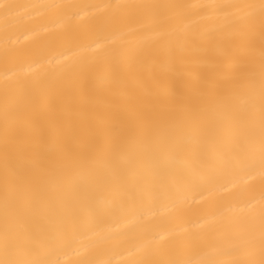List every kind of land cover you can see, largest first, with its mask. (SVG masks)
Returning a JSON list of instances; mask_svg holds the SVG:
<instances>
[{
    "label": "snow or ice",
    "instance_id": "obj_1",
    "mask_svg": "<svg viewBox=\"0 0 264 264\" xmlns=\"http://www.w3.org/2000/svg\"><path fill=\"white\" fill-rule=\"evenodd\" d=\"M22 7L60 6L0 0L6 27ZM114 7L137 18L127 35L142 43L4 85L0 264H50L49 245L100 217L175 203L230 169L254 171L257 157L264 176V0ZM206 226L170 248L153 234L134 264H264V205ZM194 247L200 259L186 257Z\"/></svg>",
    "mask_w": 264,
    "mask_h": 264
},
{
    "label": "bare ground",
    "instance_id": "obj_2",
    "mask_svg": "<svg viewBox=\"0 0 264 264\" xmlns=\"http://www.w3.org/2000/svg\"><path fill=\"white\" fill-rule=\"evenodd\" d=\"M24 6L7 27L0 14V106L5 83L27 82L55 75L67 66H92L113 51L142 43L143 35H127L137 18L118 4L230 3L259 0H3ZM121 91V89H116ZM98 99V98H93ZM2 125V118H0ZM187 163L196 169L195 159ZM264 176L258 157L252 172L230 169L202 186L186 189L172 203L161 198L146 201L132 212L114 211L94 221L67 242L48 246L50 264H134L146 258L145 245L153 234L165 238V247L186 244L207 231L206 221L231 216L258 215L264 205ZM157 237V239H159ZM201 248H190L186 257L200 259ZM227 258V257H225Z\"/></svg>",
    "mask_w": 264,
    "mask_h": 264
}]
</instances>
